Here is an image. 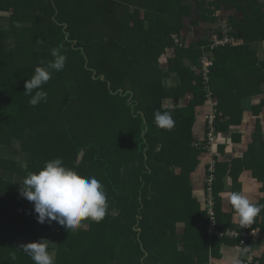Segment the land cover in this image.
<instances>
[{
  "label": "trees",
  "instance_id": "trees-1",
  "mask_svg": "<svg viewBox=\"0 0 264 264\" xmlns=\"http://www.w3.org/2000/svg\"><path fill=\"white\" fill-rule=\"evenodd\" d=\"M126 1L0 0V11L10 16L3 17L5 26H0V264H34L21 249L24 242L16 243L20 238L27 243L55 240L49 245L56 254L55 264H207L209 251L219 252L225 243L240 244L241 238H212L207 211L190 207L189 192L182 187L199 154L210 158L208 150L212 147L215 152L220 133H229L233 125L228 116L215 112L206 96L225 95L223 84L216 81L223 78L225 67L237 73L239 66L234 62L241 59L232 57L234 47L219 45L213 50L211 45L222 41L224 31L236 39L242 32L235 24H217L213 9L204 12L214 27L202 49L214 53L213 67L205 76L199 66L200 93L195 98L200 100L193 99L191 107H168L172 97L162 85L158 60L173 49L177 59L171 63L178 70L177 51L182 46L175 34L179 29L170 25L190 16L192 0ZM194 1L200 9L206 8V0ZM224 1L246 10L237 0ZM250 5L255 12L264 8L257 0H250ZM214 32L217 38L211 35ZM131 44H136L135 49ZM53 48L66 56L65 67L52 72L43 85L47 102L30 106V97L23 94L25 82L37 66L53 59ZM257 54H248L243 63L248 66L247 83L255 80L244 87L251 95L247 101L254 102L260 112L264 109V63L259 64ZM197 106L207 109L202 139H196L193 131ZM156 111L171 114V130L155 125ZM235 114L238 124L243 114ZM43 123L48 124L46 130ZM20 156L26 158V169L18 168H22ZM79 156L82 163L73 166ZM55 158L102 183L108 205L102 221L86 220L75 232L55 221L51 225L37 222L33 203L20 195L19 181L42 169L40 163ZM212 158L206 169L213 163L218 172L219 162ZM214 211L219 232L243 229L240 224L222 225L216 206ZM190 213L192 219L178 236L176 223ZM202 220L205 224L198 225ZM249 244L259 261L253 241ZM244 259L243 254L240 264Z\"/></svg>",
  "mask_w": 264,
  "mask_h": 264
},
{
  "label": "crops",
  "instance_id": "crops-1",
  "mask_svg": "<svg viewBox=\"0 0 264 264\" xmlns=\"http://www.w3.org/2000/svg\"><path fill=\"white\" fill-rule=\"evenodd\" d=\"M221 2L224 3V6H221ZM257 2L264 4V0H257ZM235 3L239 6L242 5L246 10H241L238 6L234 7V5L229 6L224 0L211 4L213 6L211 9L219 17L216 21L224 17L225 19H222V21L235 24L237 31L242 32L233 50L235 56H232L241 58L234 62L239 67H237V73L235 74L230 73L231 68H223V78L216 81L218 84H223L225 95L220 94L215 98L213 95L206 96V101H209L212 107L214 106L215 112L221 115L223 113L224 117L228 116L226 118L233 125L230 127L229 133H220L215 152L212 147L209 150L207 149L211 155L210 158L203 153L199 154L194 171L187 172L185 175V187L179 186L180 189L181 187L184 188L186 193L189 192L192 202L190 207L198 206L199 211L203 212L204 210L207 211L206 205L212 203L218 209L221 224L225 226L233 225L234 227L239 225V222L230 206L219 196L220 192L239 191L253 203L264 205V109L257 112L255 103L247 101L244 83L252 86L255 80L251 78L252 82L247 83V80L250 79L246 70L248 66L244 65L245 68L243 67L245 58L253 52L258 53L259 64L264 63V39H260V36L264 34V8L260 12L259 10L255 12L250 7V0H237ZM199 12L193 10L190 16L179 23L177 22V25L176 22L170 25V28L175 30H177L178 24L182 26V29L179 28L177 32L178 35L175 34L180 39L182 46L177 51V55H180L179 62H177L179 65L178 70H175V65L171 63V60L177 59L173 49H168L158 60V67L160 71L162 70V85L167 96L172 97L168 101L170 104L168 107H173L176 104L179 107L189 105L191 107L193 99L199 97L197 93L200 92L196 81L201 57L204 54L202 43L207 40L209 31L214 27V25H211L210 20L204 18V13L194 16L198 15ZM250 12L255 16V23H251ZM254 12L262 16H258ZM8 16L6 15V18ZM192 16L194 18L199 17V19L192 20ZM1 24V27L5 26L2 21ZM131 45V48L135 49L136 44ZM198 51L202 52V55L199 56ZM187 69H190L192 73ZM236 79H239L240 83L235 82ZM231 93L234 94V97L231 96ZM163 102L167 101L164 100ZM128 103H130L129 99ZM205 108L200 106L195 108L196 121L194 122L193 131L196 139H202V135L205 134L204 121L207 116V109ZM235 112L243 114L238 124H236L238 118L235 117ZM254 113L258 116L253 115ZM214 156L219 162V171L209 172L206 166L213 161L214 158L212 157ZM180 173L181 171L176 172L177 175ZM229 182L231 184L230 188L228 187ZM189 216L176 223L178 236L183 234L187 221L192 219L191 213ZM197 223L198 225L205 224L204 220ZM257 228L259 234L253 240V243L260 264H264V210L257 216ZM211 237L213 238V236ZM240 261L241 252L238 246L232 242L225 243L219 252H208L207 264H237V262L240 264Z\"/></svg>",
  "mask_w": 264,
  "mask_h": 264
},
{
  "label": "clouds",
  "instance_id": "clouds-1",
  "mask_svg": "<svg viewBox=\"0 0 264 264\" xmlns=\"http://www.w3.org/2000/svg\"><path fill=\"white\" fill-rule=\"evenodd\" d=\"M229 39L230 43L225 42L227 45L220 46L235 47L238 38L230 35ZM206 53L204 52L201 57L200 67H204L202 61L207 58L211 63L210 69L213 67L214 54L206 56ZM51 56L53 59L48 61L46 66H37L34 74L25 82L23 94L30 97V106L35 107L41 102H47L48 94L43 90V85L51 79L52 72H60L65 67L67 58L59 48L51 49ZM154 123L158 128L165 130L174 127V120L167 111H156ZM19 182L20 195L33 203L34 213L37 214L36 220L40 224L51 225L55 221L68 232L69 230L75 232L83 226L84 221L99 223L106 216L107 196L102 183L95 177H83L63 166L62 158L46 161L42 169L28 173ZM228 187H231L230 182ZM219 196L230 206L242 228L250 227L264 210V205L253 203L239 191H222ZM50 244L54 243L42 238L37 242L21 245V249L28 254L34 264H55L56 254L54 250L49 251ZM11 258L15 260V254Z\"/></svg>",
  "mask_w": 264,
  "mask_h": 264
},
{
  "label": "built area",
  "instance_id": "built-area-1",
  "mask_svg": "<svg viewBox=\"0 0 264 264\" xmlns=\"http://www.w3.org/2000/svg\"><path fill=\"white\" fill-rule=\"evenodd\" d=\"M223 42H231L229 39V31H224L223 33ZM217 42H222V41H217ZM216 42V43H217ZM222 45V44H216V47ZM203 70L205 72V76H207V73L209 72V67L211 63L207 58H204L203 61ZM215 116L212 115L211 122L213 121ZM210 141L213 142L214 139L210 135ZM209 172H215V165L212 163V166L209 169ZM207 208V213L209 216V224H208V233L215 237H229V238H241L240 244L238 246L241 255H245L244 261H242L241 264H260L258 260H256L255 255H254V250L252 246H250V241H253L257 236H258V229L255 226L256 223V218L254 223L250 227L243 228L241 231L237 230H230L227 232V234H223L219 232V229L217 228V220H216V214L214 211V204L209 203L206 205Z\"/></svg>",
  "mask_w": 264,
  "mask_h": 264
},
{
  "label": "rangeland",
  "instance_id": "rangeland-1",
  "mask_svg": "<svg viewBox=\"0 0 264 264\" xmlns=\"http://www.w3.org/2000/svg\"><path fill=\"white\" fill-rule=\"evenodd\" d=\"M126 1V0H125ZM219 0H206V2H207V5H206V8H202V9H200V7L198 6V5H196V2L194 1V0H192L191 2H190V4L193 6V10L195 11V12H199V14L198 15H194V16H199L200 14H203L206 10H208L209 8H213V6L211 5V4H214V3H217ZM241 1H243V0H241ZM127 3H130V1H126ZM189 2V0H187V1H185V3H188ZM244 4H246V3H244ZM221 6H224V3L223 2H221ZM198 8H199V10H198ZM132 11L134 12V8H132ZM144 9L143 10H141V12L142 13H144ZM8 13H4V12H1L0 11V25H2L1 24V20L3 19V17H6V15H7ZM194 16H192V20H198L199 19V17L197 18H194ZM249 16H250V18H252L251 19V23H255V16H254V14L252 13V12H250L249 13ZM10 17V16H9ZM215 17H216V19H218L219 17H217L216 15H215ZM222 19H225L224 17H222L219 21H217V24H219V23H221V22H224V23H226V21H222ZM176 25H177V22H176ZM178 29L179 28H181L182 29V26H180L179 24H178ZM211 35H213L215 38H217V35H216V32H214V33H212ZM11 42L13 43V45L11 46V47H14L15 46V42L13 41V40H11ZM216 44L218 45V44H222V45H227V43H225V42H217V43H215V44H213V45H211V48L212 49H214V48H216ZM214 53L212 52V51H208L207 53H206V56H212ZM251 92H254L253 90L251 91ZM119 93V92H118ZM250 94H248L247 95V98L249 99L250 98ZM171 105H173V104H171ZM43 126V129L44 130H46V128H47V126H48V124L46 125V124H42ZM48 131L50 130V128H48L47 129ZM1 148H3V147H1ZM20 150H21V146H20ZM20 159H22V165H21V167L22 168H20V167H18L19 169H21V170H23V169H26L27 168V161H26V158H25V156L23 157V156H20L19 157ZM46 162V161H45ZM82 163V161H81V157L79 156L78 157V159L76 160V163H74L73 164V166L74 165H76V166H79L80 164ZM14 164V163H13ZM25 164H26V166H25ZM41 164V166H43L44 167V165H45V163H40ZM16 166L17 165H12L11 166V169H16ZM102 172V171H101ZM22 173V172H21ZM12 181H16V179L14 178V177H12ZM256 221H257V218H256ZM23 240H25V238H20V239H17L16 240V243H19V244H22V242H24V244H27V241H23ZM51 243H54V244H56L57 242L55 241V240H51L50 241Z\"/></svg>",
  "mask_w": 264,
  "mask_h": 264
}]
</instances>
